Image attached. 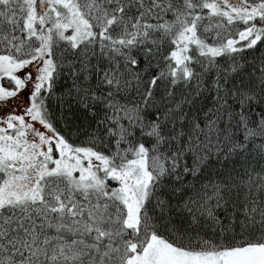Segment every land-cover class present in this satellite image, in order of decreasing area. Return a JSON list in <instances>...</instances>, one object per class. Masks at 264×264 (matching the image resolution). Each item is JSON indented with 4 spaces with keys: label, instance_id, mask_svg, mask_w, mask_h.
Masks as SVG:
<instances>
[{
    "label": "snow or ice",
    "instance_id": "6c2138e0",
    "mask_svg": "<svg viewBox=\"0 0 264 264\" xmlns=\"http://www.w3.org/2000/svg\"><path fill=\"white\" fill-rule=\"evenodd\" d=\"M0 264H264V0H0Z\"/></svg>",
    "mask_w": 264,
    "mask_h": 264
}]
</instances>
